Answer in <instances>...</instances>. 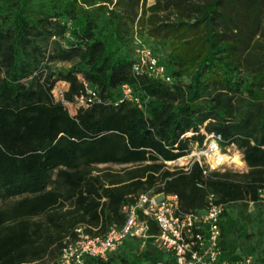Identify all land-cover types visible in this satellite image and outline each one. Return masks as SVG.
<instances>
[{"label": "trees", "instance_id": "1", "mask_svg": "<svg viewBox=\"0 0 264 264\" xmlns=\"http://www.w3.org/2000/svg\"><path fill=\"white\" fill-rule=\"evenodd\" d=\"M147 4L0 0V264H59L77 226L103 235L123 223L125 203L151 190L178 195L184 212L204 210L213 192L225 206L224 257L264 264V246L238 254L228 241L237 226L230 207L263 200L264 0ZM134 35L151 44L171 83L133 74ZM59 82L68 103L85 84L102 102L71 114L53 97ZM123 84L142 108L115 105ZM205 132L235 146L248 171L169 168Z\"/></svg>", "mask_w": 264, "mask_h": 264}, {"label": "built area", "instance_id": "2", "mask_svg": "<svg viewBox=\"0 0 264 264\" xmlns=\"http://www.w3.org/2000/svg\"><path fill=\"white\" fill-rule=\"evenodd\" d=\"M132 55L134 75L172 82V77L151 47L137 42ZM85 87V92H81L73 103L65 100L64 94L68 89L65 82L57 83L52 94L56 102H61L72 114H76L79 108L102 102L95 89L87 84ZM119 91L116 106L129 102L143 107V101L129 84L121 85ZM204 134L203 143L196 144L190 154L185 156L189 157L187 163L180 166L187 170L192 163L197 162L203 175L208 176L213 172L224 171L231 158L220 136ZM261 196L264 197V191ZM206 201L204 210L184 212L176 194L154 190L141 192L123 205V223L112 224L105 234L93 235L86 231L84 225L77 226L73 235L63 239L58 263L85 264L88 258L107 261L127 239H138L145 245L152 238L158 249L173 255L172 264H253L251 257L234 262L224 257L221 221L225 206L217 203L213 192H209ZM249 204L254 205L253 202ZM151 223L158 229L154 235L150 234Z\"/></svg>", "mask_w": 264, "mask_h": 264}, {"label": "rangeland", "instance_id": "3", "mask_svg": "<svg viewBox=\"0 0 264 264\" xmlns=\"http://www.w3.org/2000/svg\"><path fill=\"white\" fill-rule=\"evenodd\" d=\"M147 3V5L150 6L153 4V0H147ZM134 42L135 44L140 42L151 47L150 43L145 42L136 35H134ZM52 67L57 70H66L70 68V64L54 63ZM195 146L196 143L192 145V149ZM225 150L230 157L236 155L242 161V155L235 146H230ZM187 161L185 163L174 161L168 163L167 165L172 169L175 167H181L180 165H185ZM105 168L113 171H119L121 169L120 166L115 165L98 166V170ZM225 169L238 173H246L248 171V168L244 162L242 165H237L236 163L232 162V158L229 160ZM262 199V202L254 204L253 206L250 204L248 206H243L240 204L238 206L232 205V207H230V209L234 212V222L237 223V226H235L236 228L234 229V232H230L228 235V241L232 247H236L235 250L238 254L244 250H248L253 251L256 255L264 246V197H262ZM240 211H243V213L238 214ZM157 252H159V249L157 247H153L149 250L147 249L146 253L145 251H137L125 254L122 259H116L115 264H167L163 261H158L159 258L157 256Z\"/></svg>", "mask_w": 264, "mask_h": 264}, {"label": "crops", "instance_id": "4", "mask_svg": "<svg viewBox=\"0 0 264 264\" xmlns=\"http://www.w3.org/2000/svg\"><path fill=\"white\" fill-rule=\"evenodd\" d=\"M70 113H73V112H70ZM155 228H156V230L158 232V229H157L156 225H155ZM150 234L154 235L152 233H150ZM153 247H156V245L154 244L152 238H149L145 245H143V242L141 240H138V239H127L123 243V245L119 249V251L117 253H115V254H112V255H115L116 259L120 260V259H122L125 256V254H129V253L137 252V251H145V253H146L147 249L149 250V249H151ZM157 256L159 258L158 261H163L164 263H167V264H172L174 262L173 255L170 254V253H167V252H165L163 250L159 249V252H157Z\"/></svg>", "mask_w": 264, "mask_h": 264}, {"label": "bare ground", "instance_id": "5", "mask_svg": "<svg viewBox=\"0 0 264 264\" xmlns=\"http://www.w3.org/2000/svg\"><path fill=\"white\" fill-rule=\"evenodd\" d=\"M232 158V162L236 163L237 165H242L243 162L236 156L234 155ZM189 158L188 157H182L180 159H178L177 161L181 162V163H185Z\"/></svg>", "mask_w": 264, "mask_h": 264}]
</instances>
